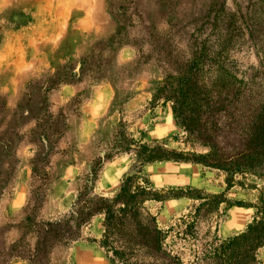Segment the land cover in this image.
Returning <instances> with one entry per match:
<instances>
[{"label": "rangeland", "instance_id": "374dc122", "mask_svg": "<svg viewBox=\"0 0 264 264\" xmlns=\"http://www.w3.org/2000/svg\"><path fill=\"white\" fill-rule=\"evenodd\" d=\"M250 1L0 0V264H28L12 256L33 250L32 225L66 217L85 185L94 183L95 195L114 199L127 177L132 192L164 190L159 196L165 197L199 191L193 196L200 202L143 206L157 215L165 254L182 264H196L244 231L261 206L255 193L227 190L222 173L192 164L141 168L135 151L156 144L172 153L205 152L186 144L171 104L154 95L166 76L175 77L201 55L205 43L207 58L221 54L233 62H221L219 70L237 79L259 68L244 32L235 34L232 48L212 47V26L226 29L236 8L244 12ZM259 58L264 61V47ZM214 69L204 72L211 77ZM247 184L262 192L264 207V183ZM221 194L222 203L211 204L210 197ZM198 204L208 207L200 222L188 218ZM235 218L241 227H230ZM102 224V216L93 218L78 241L51 252L48 264H75L74 250L84 261L112 264ZM7 232L8 248L23 236L11 257L2 250ZM257 264H264V247Z\"/></svg>", "mask_w": 264, "mask_h": 264}, {"label": "trees", "instance_id": "16d2710c", "mask_svg": "<svg viewBox=\"0 0 264 264\" xmlns=\"http://www.w3.org/2000/svg\"><path fill=\"white\" fill-rule=\"evenodd\" d=\"M236 9L226 29L212 26L210 31L215 34L212 47L221 48L220 52L232 48L236 43L235 34L244 32L255 51L259 68H251L249 74L237 79L232 71L219 70L221 62L227 66L233 62H228L221 54L207 58L205 43L201 55L180 72L176 70L175 77L166 76L154 95V99L171 104L174 122L183 132L186 144L205 152L172 153L156 144L140 146L135 151V159L141 168L162 162L192 164L222 173L227 190L238 187L248 191L247 188L256 194L261 206L254 209L244 231L196 264H257V252L264 247L262 192L247 184L249 179L264 183V61L259 58V51L264 47V0L250 1L244 12ZM204 69H214L217 73L209 77ZM93 172L92 167L86 176L87 182ZM130 179L125 178L114 199L95 195L94 183L85 185L66 217L32 225L35 244L29 255L16 253L12 258L28 264H48L55 248L78 241L82 228L93 218L102 216V246L109 250L112 264H139V259L148 260L149 264H182L179 258L165 254L166 236L157 215L145 212L143 206L148 202L161 204L178 199L200 202L202 198L193 196L199 191L188 188L180 195L160 197L164 190L136 189L132 192L128 186ZM223 196L210 197L211 204H221ZM233 206L245 207L241 203ZM206 212L208 207L198 204L188 218L200 222ZM29 220L31 222L29 218L24 221L28 223ZM22 240L23 236L10 246L6 256L11 257V252L23 244Z\"/></svg>", "mask_w": 264, "mask_h": 264}, {"label": "crops", "instance_id": "0c3cea01", "mask_svg": "<svg viewBox=\"0 0 264 264\" xmlns=\"http://www.w3.org/2000/svg\"><path fill=\"white\" fill-rule=\"evenodd\" d=\"M188 185H191L190 184V182L188 183ZM244 213H246V211L244 210ZM244 215H246V214H244ZM157 220H158V218H157ZM234 223L235 224H233V222L232 221H230V227H234V228H239V227H241V224H242V222H241V220H237L236 218H235V221H234ZM9 233L7 232L6 234H5V237H4V239H5V241H6V243L4 244V247L2 248V250L4 249V250H7L8 249V247H7V241H8V239H9ZM14 235L15 234H12V241L11 242H13L15 239H14ZM1 250V251H2ZM3 250V251H4ZM2 251V252H3ZM74 253H76V250H74V252H73V260L75 261V264H101L99 261H93L92 259H88V260H86V261H84V260H82V257L81 256H79V255H77L76 254V256L74 255Z\"/></svg>", "mask_w": 264, "mask_h": 264}]
</instances>
